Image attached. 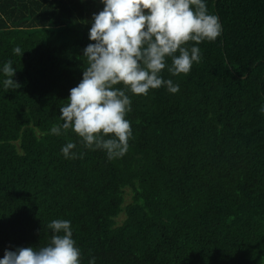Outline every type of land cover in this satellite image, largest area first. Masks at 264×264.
Listing matches in <instances>:
<instances>
[{"label":"trees","instance_id":"1","mask_svg":"<svg viewBox=\"0 0 264 264\" xmlns=\"http://www.w3.org/2000/svg\"><path fill=\"white\" fill-rule=\"evenodd\" d=\"M207 6L221 36L189 73L162 71L177 93H126L132 135L109 159L50 132L100 0H0V66L11 60L19 85L0 74V258L46 245L47 224L66 219L82 264H264V0Z\"/></svg>","mask_w":264,"mask_h":264},{"label":"clouds","instance_id":"2","mask_svg":"<svg viewBox=\"0 0 264 264\" xmlns=\"http://www.w3.org/2000/svg\"><path fill=\"white\" fill-rule=\"evenodd\" d=\"M83 3L84 0H81ZM103 9L90 21L89 43L83 49L87 67L82 79L70 89L67 103L60 107V120L53 135L68 129L75 132L84 147L101 150L109 159L122 157L132 135L131 111L134 95H147L164 87L179 91V84L164 79L167 67L173 75L187 74L201 59L202 42H215L222 34L219 18L208 10L207 0H100ZM188 42H193L189 47ZM22 56L21 47L12 49ZM171 59V65L166 61ZM12 61L0 66L6 78L3 86H19L13 79ZM124 87H114L116 85ZM264 113V105L259 109ZM77 145L61 147L65 158H74ZM49 242L38 248L6 250L0 264H82V252L73 239L71 221L53 219L47 224ZM88 264H96L95 257Z\"/></svg>","mask_w":264,"mask_h":264}]
</instances>
